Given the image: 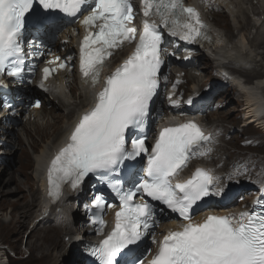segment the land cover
Masks as SVG:
<instances>
[{
  "label": "snow or ice",
  "instance_id": "6c2138e0",
  "mask_svg": "<svg viewBox=\"0 0 264 264\" xmlns=\"http://www.w3.org/2000/svg\"><path fill=\"white\" fill-rule=\"evenodd\" d=\"M141 9L143 27L137 39L136 29L128 26L134 18L131 0H0V85L4 73L10 77L23 74L22 43L27 25L56 26L48 13L75 18L88 12L79 20L85 30L79 47V69L84 82H91L93 87L99 83L112 49L124 41L135 42L132 53L105 78L103 88L96 93V103L81 116L69 142L51 160L47 173L49 195L56 200L65 183L76 189L89 174L96 173H101V179L115 192L119 210L114 226L90 250L96 264H121L122 256H128L124 264H144L132 254L134 246L156 223L155 206L144 196L186 221L163 237L149 264H264V210L240 212L236 218L208 215L202 222H193L190 210L194 204L223 194L224 189L218 186L220 177L197 168L189 179L172 183V177L192 157L211 151L204 148L211 134H204L194 121H187L161 128L151 149L146 147L140 130L159 84L163 30L186 41L208 37L199 12L186 7L183 0H141ZM33 14L36 19L30 21ZM66 67L65 62L57 65L59 69ZM56 70L43 68V79ZM40 86L44 87L43 81ZM171 103L176 107L179 102ZM187 103H193L192 99ZM35 106L39 107L38 101ZM129 137L131 148L127 146ZM142 155H147L145 176L127 190L122 189L114 174L125 161ZM137 196L140 202L134 199ZM94 207L97 211L93 222L99 223L102 230L103 195L95 197Z\"/></svg>",
  "mask_w": 264,
  "mask_h": 264
},
{
  "label": "bare ground",
  "instance_id": "6f19581e",
  "mask_svg": "<svg viewBox=\"0 0 264 264\" xmlns=\"http://www.w3.org/2000/svg\"><path fill=\"white\" fill-rule=\"evenodd\" d=\"M236 1L240 2V0H230V3H236ZM242 1L248 4L250 13L255 15L258 21L254 24V26H256L254 28H257L258 30L259 28H263L262 31H260L262 33H259V36L256 35L257 37L255 36V38L253 39L251 38L250 40H245V37L242 36L241 41L246 42L247 46H249L250 52L242 49V45L239 46V42H236V36H234L233 32H231L227 27L228 23L226 21V18H224V15H221L219 13L216 16H220V18L214 16V21H211L209 19V17L212 16L211 13H201V10L198 7H195V9L199 12V16L202 20H205V18H207L212 22H210V24L213 27V33H215L216 37L219 39V45H221L209 46L208 50H211V52H213L217 49L219 58L223 59V63H227L225 65L227 69H229L232 73L238 75L239 77L244 76L248 78H245V80H243L242 84L239 86H231L235 87L233 91H237L238 94H241L242 97V100L237 104L238 107L236 109L239 112H237L236 115L240 114L243 116V125L246 129H250L251 126L255 125L258 130L264 133V72L262 73L258 71V67L260 65L262 66V64L264 63V3L263 0ZM261 6L263 10L260 8ZM250 13L243 9L242 15L236 17L239 23H242V27L240 29L246 30L247 27L251 25L249 20ZM214 24L216 25V27ZM219 27H226V32L222 33ZM258 32L256 30L255 33L258 34ZM61 37L63 36L61 35ZM234 51H236L237 53L234 54ZM58 53H61V51H59ZM195 58V63L197 64H199L202 61L201 59L203 58L208 59L206 55H204V53H201L198 57ZM229 60L230 62H228ZM216 66L218 67L219 65L217 64ZM256 67L258 68V70ZM110 69H108V71H110ZM180 70L181 69H174V71ZM185 77L194 83H197V80H201L196 75L192 74L191 71H188V74L187 76L185 75ZM252 77L256 78L257 80L250 82L249 80H251ZM217 78L224 80L219 76H217ZM246 83L249 84V86H247ZM216 86L217 85H215L212 88L213 90L211 91H219L220 85L217 88ZM191 87L192 88L189 91L196 90L194 84ZM239 87L241 88L239 89ZM25 90L26 89L23 90V94L25 96L34 94ZM197 90H200V86L197 87ZM99 91L100 90L90 88L83 83L76 82L73 72H61L57 80L48 85V90H43L42 102H46V104H41L38 110L26 109L23 105H19L15 111H12L11 113H9V111H3V113L0 115V142H4L2 147H0V150L9 147V145L13 148V144L11 145L10 142L12 141L11 134L13 135L15 126H17V124H20L21 129L18 133V147H14L13 150H19V158H21V156L24 158L28 157L27 154H25V149L23 148V144L26 141L29 146H35V142L32 140L33 135L37 136L42 142L39 149L36 152L32 153L31 158L33 161V167L30 175L25 171L27 164L21 162L20 168L17 169L16 173H18L19 176H22L23 179H20V177H17L16 180L10 179V181L15 182V189L11 193H20L19 197L16 198L18 199V201H20L19 203L16 201L15 204H18L17 207L20 210H23L22 218L24 219V221L21 222L22 225H20L22 229L27 225L25 219H27L33 213V210L35 208V194L37 190L40 189L42 191V196L39 198L40 200L42 198L40 202L41 204L37 205L38 213L35 214L32 220V222H34L33 234L28 241L30 256L32 257V259L41 262L40 264H61V260H64V258L69 264H84L85 262V259L81 255L79 245L71 243L73 239L77 238L76 236H70V238L68 239L70 240V243L69 241H67V244H64V246L62 247L64 250L60 251L61 241H59L57 236L59 228H70L68 230L70 232L65 233H70L71 235V229L72 231L76 230L77 234H80L81 232L87 234L89 227L83 226V223H81V221H84L83 217H79V215L77 217H74L73 223H69V221L66 220L69 216L73 217L75 214V212L71 211L73 210L72 208L70 210L71 212H68V206L71 203L72 195L75 194V192L71 191L69 183L63 185L61 194L58 199L51 200L50 196H48L50 203H47L45 201L44 196L46 194V185L44 180V167L50 159H53L55 157V155L62 147L63 137L70 129L71 125L75 122H78L81 116L87 112L91 96V108L94 106V104L96 103V93ZM201 97H204L206 99L209 98L204 94H202ZM224 97L227 98L226 95H224ZM45 106H49V109L46 110ZM233 108H235V106ZM204 113H207V110H205L201 115L202 128L206 133L211 134L212 137L211 141L204 145V148H210L211 151L208 152L207 155H197L190 159L189 165L185 169V172H188L189 169H194L196 167L209 165L215 167L216 163H214V156H220V154L222 156L226 151L225 146H221L218 142H216L217 139L221 141L222 137L226 136L224 132L225 129L222 127L221 122L217 126L215 125L213 127V125L206 123L207 121L205 122V118L203 116ZM23 115L25 117L24 119H22ZM192 115H194V111H190L184 116L181 115L182 117L179 118V121L182 123L190 121ZM222 116H224V114L220 115V118ZM221 121L230 123L227 117H223ZM216 130L218 131V134L221 135L220 138H216ZM222 147L224 148L222 149ZM221 156L218 162L222 161ZM6 182L8 181L0 180V183H2L3 186L5 184L7 185ZM219 187L225 188L221 185H219ZM22 191H26L27 193H23ZM8 193L10 192L6 191V194ZM3 195V193L0 194V196ZM79 195L82 196V193H80ZM246 196L247 194H244V197ZM207 199V202L210 203V207H213L216 201L215 198L211 196ZM1 202L6 204L7 200L1 199ZM57 203L58 205L54 206V204ZM207 209L209 208H206L205 210ZM241 210V205H239L237 208H233L227 213L220 214L236 218L237 214H239ZM76 220H78L79 222H76ZM2 222L6 221L3 219V216L0 213V226L2 225ZM174 222L175 219L173 220V222H169L166 224L161 223L160 228L164 227V225H174ZM44 224L48 225L43 226ZM22 229L19 231V235L22 234ZM64 238L63 240L66 241L67 236L65 235ZM80 240H82V238ZM3 252L2 250H0V264H5L3 258L5 254H2Z\"/></svg>",
  "mask_w": 264,
  "mask_h": 264
},
{
  "label": "rangeland",
  "instance_id": "374dc122",
  "mask_svg": "<svg viewBox=\"0 0 264 264\" xmlns=\"http://www.w3.org/2000/svg\"><path fill=\"white\" fill-rule=\"evenodd\" d=\"M260 8L262 9V6ZM243 9L246 10L248 13H250V8L248 7V4L244 3L242 0H240V2L236 1V3L232 2V3L226 4V5L223 3L222 6L218 8V11L216 13L212 14V16L209 17V19L211 17H214V16L220 18V16H216L219 13L221 15H224V18H226V21L228 23L227 27L229 28V30L231 32H233L234 36H236V39H235L236 42L237 43L239 42L238 43L239 46L242 45V49H244L248 52L250 50L249 46H247L246 42L241 41L242 36L245 37V40H250L251 38L253 39V38H255L256 35L259 36V33H262L260 31H262L263 28L262 29L259 28V30L257 28H254V27H256V26H254V24L258 21H257L255 15L250 13L249 14L250 15L249 20H250L251 25H249L246 30L240 29L242 27V23H239V21H238V19H236V17L242 15ZM211 21H214V20L212 19ZM215 27H216V25H215ZM219 29H221L222 33L223 32L225 33L226 32L225 30H227L226 27H219ZM256 30H257V32L259 31L258 34L255 33ZM233 53L236 54L237 52L234 51ZM228 62H230V60ZM211 63H214V62H210L208 60L202 66V69L204 70V72L202 74L203 76L201 75L198 77L201 80H197V83L196 82L194 83V82L189 80L187 82V84H185V86H183V88L187 92L192 88L191 86L194 84L196 89H197V87L200 86V89L203 88V92L205 91V89H207L208 91H210V93L216 94L215 96H213L214 98H212V99L214 102L220 103V106L215 108V111H212L211 113H209V109H208L207 113H204L203 116L205 118V122L207 121L206 123H209V124L213 125V127H214L215 125L217 126L221 122L222 127L225 129L224 132H225L226 136H223L221 141L219 139L216 140V142H218L219 145L226 147L225 154L222 156L220 154L221 158L226 159L225 161H227V160H230L236 156H241V157L251 156V159L253 160L254 163L259 162L258 166L256 167V170L257 169L259 170V174H257V176L261 175V174L264 175V133H262V131L258 130V128H256L255 125L251 126L250 129L245 128V126L243 125V122H244L243 116L240 114L236 115V113L239 112L236 109L238 107L237 104L239 101L242 100L241 94H238L237 91H233V89L235 87H231L228 85L226 88H224L221 84L223 80L217 78V76L216 77L210 76V73L212 74ZM199 64H201V63H199ZM216 65L217 64L215 63L214 67H217ZM260 66L258 67L259 70L257 67L256 68L258 71L263 73L264 72V63L262 64L261 67ZM171 69H172V71L174 69H182L183 71H185L186 76L188 74V71H191V72L194 71L188 67H177V66L171 67ZM241 77L246 78L244 76H241ZM253 78L254 77H252L251 80H249V81L251 82V81L257 80L256 78H254V79ZM246 79H248V78H246ZM211 82H213V83H211ZM198 83H199V86H198ZM217 83H220L219 91H217V92L211 91V90H213L212 88L215 85H217ZM73 84H74V82H73ZM26 87L27 86L24 87L26 89L25 91H28V92H31L34 94L38 92L33 87H30V88L29 87L26 88ZM240 88L241 87H239V89ZM224 95H226L227 98L224 97ZM208 106H212V105H208ZM234 106H235V108H233ZM45 107H46L45 108L46 110L49 109V108H47V106H45ZM239 107H240V105H239ZM215 113H217V114H215ZM220 113L224 114V116H222L221 118H220V115H222V114H220ZM223 117H227L228 120L230 121V123L221 121ZM24 118L25 117L23 115L22 119H24ZM233 120H235V121H233ZM20 129H21L20 124H17V126H15V131L13 132V135L11 134V140L12 141H10V142H11V145L13 144V148L9 145V147H6L5 149L0 150V155H2V156H0V180L8 181V182H6L7 185L5 184L4 186L2 183H0V194L1 193L4 194L3 196H0V213L3 216V219L6 221V222H2V225L0 226V250H2V252L4 251L2 254H5L3 256L5 264H40L41 262L32 259V257L30 256V251L28 249L29 248L28 247V241H29L31 235L33 234L34 222H32V220H33L35 214L38 213L37 212V210H38L37 205L41 204L40 202H41L42 198H41V200L39 198L42 196V191L38 188L39 190H37V192L35 194V208L33 210V213L27 219H25L27 225L25 228L22 229V227H20V225H22L21 222L24 221V219L22 218V211L23 210H20L17 207L18 204H15L16 201L18 203L20 201V200L18 201V199H16L19 197L20 193H15V194L11 193L15 189V187H14L15 182L10 181V179L16 180L17 177H20V179H23L22 176H19L18 173H16L17 169L20 168L21 162L27 164L25 171L27 172V174L30 175V172H31L32 167H33V161L31 158L32 153L36 152L39 149L40 144H42V142L40 141V139L37 136L33 135L32 140L35 142V146L32 147V146H29L26 143L27 141L25 140L26 142L23 144V148L25 149V152H26L25 154H27L28 157L24 158L21 156V158H19V155H18L19 150L18 149L13 150V149H14V147H18V142H19L18 141V139H19L18 133H19ZM216 138H218L217 135H216ZM247 139L251 140L249 146L242 147L241 144L243 143V141H246ZM0 147H2V145ZM223 148L224 147H222V149ZM220 156H214V160L219 161ZM218 161H216L215 163H217ZM255 173H257V171H255ZM6 191H8L10 193L6 194ZM22 192L27 193L26 191H22ZM27 195H29V194H27ZM1 199H6L7 203L6 204L2 203ZM55 205H58V203L54 204V206ZM71 205L68 206V212L73 211V212H75V214L73 217L69 216L66 219L67 221H69V223H73L74 217H77L78 215H79V217H82L81 213H79L75 210H71V207H72ZM76 222H79V221L76 220ZM45 225H48V224H44L43 226H45ZM21 229H22V234L19 235V231ZM69 229L70 228H66V227L62 228V229H60V228L58 229L57 236H58L59 241H61L60 251L64 250L62 247L64 246V244H67L66 242L68 241L70 236H72V234L77 233L76 230L72 231V229H71V235H70V233L69 234L65 233V232H70V231H68ZM65 235L67 236L66 241L63 240ZM61 264H69V263L64 258V260H61Z\"/></svg>",
  "mask_w": 264,
  "mask_h": 264
}]
</instances>
